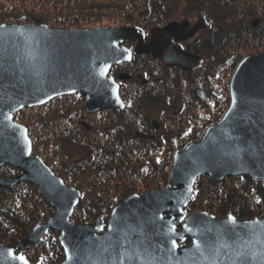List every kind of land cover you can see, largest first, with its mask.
<instances>
[{"label": "water", "instance_id": "95a60500", "mask_svg": "<svg viewBox=\"0 0 264 264\" xmlns=\"http://www.w3.org/2000/svg\"><path fill=\"white\" fill-rule=\"evenodd\" d=\"M162 33V29H153L151 42H139L136 52L151 53L167 66L189 61L201 64L200 58L192 60L193 56L174 42L162 40ZM142 36V28L129 25L58 29L38 23L0 24V167L10 165L21 171L18 176H0V186L31 183L55 209L24 239L0 244V264H22L19 250L41 244L49 231L59 233L65 254L61 264H121V259L123 264H147L151 257L156 258L154 264H212L213 260L215 264H232L237 253L243 254L245 264H264V230L255 223H264V218L239 219L233 214L218 218L208 211L185 212L195 182L203 175L212 181L244 175L264 184V52L239 62L230 79L229 107L217 123L205 129L200 140L174 154L169 185L145 195H130L107 219L74 224L71 218L81 191L68 186L33 154L28 129L14 115L79 92L85 94L89 112L124 108L119 84L109 72L112 66L131 59L132 52L123 43ZM105 66L106 75H101ZM9 113L12 120L5 121ZM230 217L237 221L235 226ZM181 221L194 231H185ZM170 223L177 226L175 235L168 234ZM208 228L212 231H206ZM200 231L211 245H205L208 260L193 251ZM171 239L180 247L172 249ZM187 239L190 244H180ZM66 247L73 250L72 261L67 258ZM137 250L141 255H136ZM128 255L134 258L130 260ZM23 256L28 264H35Z\"/></svg>", "mask_w": 264, "mask_h": 264}, {"label": "trees", "instance_id": "16d2710c", "mask_svg": "<svg viewBox=\"0 0 264 264\" xmlns=\"http://www.w3.org/2000/svg\"><path fill=\"white\" fill-rule=\"evenodd\" d=\"M180 4H184V8L203 12L206 23L212 27L206 36L191 44L198 54L211 55L217 60V66H211L204 75L207 66L203 65L200 71L199 84L203 87V98L211 96L213 99L212 107L205 112L209 113V117L203 111L199 114L202 128L205 129L217 119L215 106L218 101L211 90L214 79L209 76L217 73L224 80L227 73H232L243 59L244 55L240 53L242 49L253 53L264 51V0H0V24L38 23L58 29H79L94 27L89 25H99L105 19L110 25L138 26L148 31L151 27L166 26L173 21ZM218 53L222 56L219 57ZM182 83L184 80L163 81L165 87L154 90L153 95H166L169 87L177 88L175 91L180 95V89L184 87ZM225 92L228 93L227 89ZM77 97L83 99L82 95ZM176 101L175 98L173 102ZM55 102L24 108L14 118L27 127L33 143V154L40 155L56 175L67 181L65 183L75 182V187L80 189L81 199L72 215L73 222L85 223L107 217L114 205L129 195L145 192V187L150 189L151 186L161 185L158 181H167L172 154L180 149L178 143L170 139L157 141L141 139L136 135L125 136L122 134L123 125L126 120L129 121L125 116L121 121L120 137L112 134L111 137L92 140L94 157L89 154L88 159L67 162L64 167L59 159H54V150L49 155L43 154L45 146L41 145L51 141L46 134V138L41 135L40 128L50 126V115L41 119L38 112L40 109L49 111ZM73 103L79 105V101ZM202 107L207 110V105ZM74 112L78 115L74 117L75 123L76 118H82L79 114L83 116V113L79 109ZM100 118L98 116L92 122L98 131ZM75 125L73 134L78 132V137L89 135L76 131ZM46 147L50 149V146ZM90 158L93 159L86 161ZM95 171L97 177H94ZM5 174L18 176L20 170L4 165L0 167V175ZM85 174L91 177L87 178ZM136 184H141L144 189L141 187L142 191L139 190ZM53 210L31 183L0 186V244L22 240L35 225L46 222ZM194 211H208L216 217L233 214L239 219L264 218V184L244 175L229 176L220 181L199 177L194 185L192 200L185 209L189 214ZM55 232L49 231L41 244L27 246L21 253L33 263L61 264L65 254L58 240L59 235ZM189 243L187 239L183 244ZM32 249H35L33 255L30 252Z\"/></svg>", "mask_w": 264, "mask_h": 264}, {"label": "flooded vegetation", "instance_id": "af4514ba", "mask_svg": "<svg viewBox=\"0 0 264 264\" xmlns=\"http://www.w3.org/2000/svg\"><path fill=\"white\" fill-rule=\"evenodd\" d=\"M172 26V24H169L166 26L153 27L148 31L142 29L144 31V36L129 39L123 43V46L131 50V59L112 66L109 76L113 77L119 84V92L124 103V108H103L98 111L101 116L98 125L100 137H111L112 134H114L115 137H117V135L120 137L123 116L128 118L129 121L126 120L123 125L124 132L122 134L125 136H133L132 134H134L138 138L145 140L166 141L170 139L179 145L180 149H177L175 152L181 151L187 145H184L185 142L191 143L201 137V116L198 112L188 116L191 111V109L189 110L191 105L190 102L195 101L183 98L184 101L180 103L177 101L174 103L173 100H170L168 108L165 111H159L155 116H152V112L147 111L146 108L149 103L152 104L151 98L153 97L154 90L159 87L158 84L162 81L167 83V80L161 77L162 73L179 70L180 75L183 77L182 80H184V84L187 80V83H192L190 81V76L192 74L196 76L194 82L197 85L200 83L199 73L203 67L204 58L202 55L198 54L191 46L190 42H188V39L193 36L189 38L183 37L187 28L183 27L184 29L182 32H175L172 30ZM203 27H205V25H199L198 28L201 29ZM155 28L163 30L161 35L162 40L174 42L188 54L192 55V60L200 58L202 60L201 64L197 65L196 61H189L182 66H167L163 60L154 58L151 53H137V44L139 42L143 44L150 43L152 40V30ZM192 32H195V30ZM185 75H189V77ZM184 84L182 83L183 86ZM182 89L184 90L185 88ZM198 95L202 98L205 96L203 91L200 90L198 91ZM182 97H186V95ZM195 103L197 104V102ZM181 116L183 117L180 118ZM172 118L178 120L172 121ZM81 123L87 122L81 121ZM212 124L213 123L210 125ZM87 127L89 128L90 126ZM88 131H95V126H92Z\"/></svg>", "mask_w": 264, "mask_h": 264}, {"label": "rangeland", "instance_id": "374dc122", "mask_svg": "<svg viewBox=\"0 0 264 264\" xmlns=\"http://www.w3.org/2000/svg\"><path fill=\"white\" fill-rule=\"evenodd\" d=\"M169 24L173 25L172 26L173 27L172 30L175 31V32H182V30L184 29L183 27H186L187 30L185 31L186 33H184L183 37L189 38L190 36H193V37L188 39V42H190V44H193L194 42L198 41L200 38L206 36L208 34V32H210V29L212 28L211 26H209L210 23L209 24L206 23V21L204 19V16H203V12H198V11L190 9V8H184V4H180L179 5V8L177 10L175 19L173 21H171ZM104 25H106V26L107 25H109V26H118V25H110L109 22L104 19L103 22H101V24H99V25L98 24H90L89 26H94V27H89V28H95V27L104 26ZM199 25H205V27L199 29L198 28ZM161 26H163V25H161ZM193 30H195V32H192ZM262 52H264V51H262ZM240 53H241V55H244L243 58H245L246 56L252 55V54H256V53H253V52H251L249 50H243V49L240 50ZM257 53H260V52H257ZM218 54H219L218 55L219 57L222 56L221 53H218ZM202 57L204 58L203 65L207 66L204 69V72H203V75H204L205 71L207 72V70L210 69L211 66H217V60L211 55H202ZM234 70H233V72H234ZM233 72L232 73L231 72L227 73V75L225 76L224 80L221 79L222 77L221 78L218 77L217 73H215L213 76H209V78L213 77V79H214L212 81V89L211 90H212V93H213L212 95L215 96L217 98V101H218L216 103V106H215V112L217 114L216 115L217 119H216L215 123H217L221 119V117L223 116V114L225 113L227 108L229 107V104H230L229 84H230V79H231V76H232ZM192 75L190 76V81L192 83L189 84V83H187L188 81L185 84L183 83L184 87H182V88H185V89L184 90L180 89V95H179V92L177 93L175 91V89H177V88L174 89L172 87L170 88L169 86H167L170 89L168 88V90H166V95L165 94L158 95V96L153 95L154 98L153 97L151 98L152 99L151 100L152 104L149 103V105H147V107H146L147 111L152 112V116H155V115H157L159 113V111H161V110L165 111L168 108L170 100H174L176 98L178 103H180L183 100V98L184 99L187 98L189 100L197 102V104H198L197 105L194 102H190L191 105L189 107V110L191 109V111H190V115H188V116H191L192 113L193 114L195 113L194 111H192L194 109L199 114H201V112L203 111V113L206 114V116L209 117V113H205V112L210 110L209 107H212L211 100H213V99H212V97L210 95H209L210 97L209 98L207 97L206 99L202 98V97H200L198 95V91L199 90L202 91L203 87H201L200 84L197 85L194 82V79H195L196 76L195 75L192 76ZM185 76L189 77V75H185ZM161 77L162 78L163 77L166 78V80L178 79V80L182 81V79H183V77L179 73V70H172V71H169V73H163L161 75ZM185 80H186V78H185ZM162 83H163V81L160 84H158L159 87L157 88V90L165 87V85H162ZM226 89H227V92H228L227 94L225 92ZM79 95H82L83 99H79L77 97ZM184 95H186V97H182L181 98V96H184ZM227 96H228V102H227ZM63 97H65V98H63ZM198 98H199V100H198ZM54 100H56V102L54 104L55 106L50 107L49 111H48V109H46V110H41L40 109V111L38 112L39 113L38 117H41V119H43L45 115H50L49 116L50 117V126L49 127L46 126V127H41L40 128V130L42 132L41 135L44 138H46V136H45V134H46L49 137V140L51 141L47 145H41L42 147L45 146L44 150H42L43 154L49 155L50 153H52V150H54L53 151L54 159H59L62 162L64 167H65L67 162H79V161H81L83 159L84 160L88 159L89 158L88 156H90L89 154H92V152L94 151V149H93V145L94 144L92 143V140H94L96 137L100 138L98 130H95V131H88V130L91 129L92 126H94V124L92 122L98 116H100V114L98 113V111L89 112L86 109V107H85V95H84L83 92L59 96V97H56L55 99L49 101L48 103H50V102H52ZM62 101H64L65 103H61ZM73 101H75V102L79 101V105L74 104ZM58 102H60V104ZM48 103H46V104H48ZM46 104L41 105V106H45ZM203 105L204 106L207 105V110H204V108L202 107ZM41 106H37V107H41ZM72 106H75V107L73 108ZM76 109L82 110V113H83V116H82V114H79L82 117L81 119L80 118H76V122H75L77 124V125H75L76 126V131H82L83 133L89 134L87 136H83L82 135L81 137H78V132H76L77 134H73V132H72L73 131L72 130L73 129V125L75 124L74 121H73L74 117L78 116L74 112ZM46 111H48V112H46ZM182 117L183 116H181L180 118H182ZM174 120L176 121L178 119L172 118V121H174ZM81 121H86L87 123H81ZM80 124L81 125L83 124L84 127H82ZM87 126H90V127L88 128ZM205 129H204V127L201 128V137H202ZM70 132H72V133H70ZM132 135H134V134H132ZM201 137L199 139H197L196 141L200 140ZM81 140H84V141H81ZM188 144L189 143H187V145ZM46 146H50V149L48 147H46ZM175 153L176 152H174L172 154V162H173V156H174ZM34 155H38V154H34ZM94 156L95 155L92 154V157H94ZM91 159H93V158H90L89 160H86V161H90ZM171 165H172V163H171ZM169 171H170V168H168V178H167L166 182L164 180L158 181L157 183L161 184V185H158L156 187L155 186L154 187L151 186L150 189H147L145 187L146 191L138 193V194L145 195V194H147L149 191H151L153 189L161 188V187H165V186L169 185V173H170ZM20 174H21V171H20ZM6 175H9V174L0 175V176H6ZM10 176H15V175H10ZM85 176L87 178L91 177L90 174H85ZM97 176H98V174L95 171L94 177H97ZM203 176L208 178L207 175H203ZM59 177H61V176H59ZM61 178H63V177H61ZM65 182H67V181H65ZM68 183H70V184L66 183L68 186H72L74 188H77V187H75V184H73L75 182L71 183L69 181ZM152 184H155V183H152ZM136 186L138 187L139 190L142 191V189H141L142 185L141 184H136ZM142 188L144 189V187H142ZM118 204L119 203H117L116 205H118ZM116 205H114V207ZM53 211L55 212V209ZM194 212H196V211H194ZM186 214L188 215L189 213H186ZM108 216L104 217V218L107 219ZM218 218H221V217H218ZM92 222H95V221L85 222V223H92ZM73 223L76 224V225L84 224V223H75V222H73ZM55 234L59 235L58 232H55ZM1 244H5V243H1ZM180 244L188 245V244H183V243H180ZM5 245H7V244H5ZM31 246H33V245H29V247H31ZM19 251H22V250H19ZM30 252L33 255L34 252H35V249L30 250ZM35 264H37V263H35Z\"/></svg>", "mask_w": 264, "mask_h": 264}, {"label": "snow or ice", "instance_id": "6c2138e0", "mask_svg": "<svg viewBox=\"0 0 264 264\" xmlns=\"http://www.w3.org/2000/svg\"><path fill=\"white\" fill-rule=\"evenodd\" d=\"M106 69H107V66H105V69H103L101 71V75H106ZM4 72L6 73L7 69H4ZM38 74H42V73H38ZM11 120H12V115L9 113L5 116V121H11ZM13 127H15V126H13ZM25 132H26V130H25ZM25 139H27V136H25ZM189 191H191V188H189ZM159 219L163 220L164 217L161 215V216H159ZM174 219L175 218H173V220ZM181 223L183 224L185 231H187V232H193L194 231V229L192 227H190L187 223H184L183 221H181ZM230 223L232 226H235L237 224V221L235 220L234 217H230ZM255 223L259 225L261 230H264V223H260L259 221H256ZM176 228H177V226L175 223H170V227L168 228V234L175 235L176 234ZM100 230L103 231V228H101ZM206 231L210 232V231H212V229L208 228V229H206ZM218 231H220V230H218ZM125 235H127V234L125 233ZM203 235H204L203 231H200V237L201 238H197L193 241V243H194V250L193 251L199 252L203 260H208V257L204 255L205 245H208V241L206 239H203ZM171 245H172V249H176V248L180 247V245L177 243L176 239H171ZM208 246L211 247V245H208ZM224 246H227V245H224ZM74 251H78V250H74ZM170 251H171V249H170ZM65 252L68 254V257H67L68 260L72 261L74 259L73 250H69L66 247ZM145 252H147V248H145ZM7 255L9 257H11L12 259H17L16 255L12 252H8ZM136 255L137 256L141 255L139 250H137ZM148 256L151 257V253H149ZM241 256H243L242 253H237L236 257L232 261V264H245V261L241 259ZM133 258L134 257L132 255H128V259L131 260ZM18 259H19V261L22 262V264H28L27 259L23 255L19 256ZM155 259H156L155 257H151V259L147 260V264H154ZM121 264H123V259H121ZM212 264H215L214 260L212 261Z\"/></svg>", "mask_w": 264, "mask_h": 264}]
</instances>
